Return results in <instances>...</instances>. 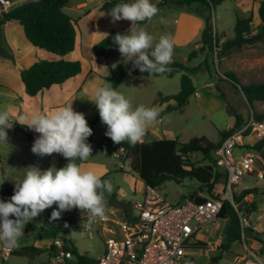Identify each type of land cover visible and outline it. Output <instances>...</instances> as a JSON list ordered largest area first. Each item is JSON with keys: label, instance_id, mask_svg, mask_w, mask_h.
Instances as JSON below:
<instances>
[{"label": "rangeland", "instance_id": "1", "mask_svg": "<svg viewBox=\"0 0 264 264\" xmlns=\"http://www.w3.org/2000/svg\"><path fill=\"white\" fill-rule=\"evenodd\" d=\"M261 1L264 0H223L214 6L210 5L207 7L200 2L179 5L171 0H162L163 4L156 5V0H152L158 12L151 18L149 23L141 27L153 35L152 25L155 26L162 20L165 22L162 26L163 34L169 37L172 32L176 31L177 27L188 31L185 33L186 37L189 39L192 37L188 42L180 43L181 41H173L171 61H179L191 70L178 71L172 77L128 74L119 85L117 91L126 96L133 109L140 105L152 108V104L159 103L157 105L160 109L155 108L160 113L166 103H174V100L160 101V97L176 94L180 90L181 75L187 73L191 77L194 86L198 89L199 96H190L189 103L180 109L181 111L173 110L158 115L157 119L147 126L146 133L151 128L158 131L162 128H172L174 137L178 136L182 142L188 141L195 136H206L212 141H217L222 138L220 132H224L226 126L232 120L226 109V105L231 104L243 121L248 118L251 112H255L251 110L245 95L239 90L238 86L226 80L224 75L225 73H233L241 85L253 82L264 84V44L259 42L244 46L238 50L228 49L224 54L221 53L220 47L217 48V53H209L206 49L199 50L198 48L201 46L200 32L205 25L206 19H209L220 43L232 38L234 36L233 27L236 20L245 18L248 15L252 17L250 27L253 33L256 32L258 25L261 23L258 14V6ZM98 3L99 0H68L63 7V11L78 22L79 35L80 37L81 35L83 36V40L86 36L83 30L87 21L86 19L91 17L96 19L104 16L103 12L97 11ZM88 13L90 15L85 18V15ZM175 19L177 20L175 21ZM106 20H109L107 21L109 24L114 23L110 15ZM128 21L127 19H123L115 21V23L121 25ZM99 24H102L101 21ZM157 27L158 30L160 29L159 32H161V27ZM158 35L160 33H156L154 38H157ZM86 39L83 42L81 53H79L81 57L77 55V60L84 64V66L91 61V54L88 47H86ZM193 50L197 51V55L188 60L189 54ZM105 53L108 65L126 64L121 54L114 56L117 53L114 44L109 45ZM223 82H229L232 88L235 89L234 93L236 92V94L232 96L228 95L227 91H224V95L219 96L212 86L218 83L217 85L220 87ZM106 85H108V82H106ZM4 103H0V111L6 108L5 111H8L10 114L11 109L9 107H11V104ZM262 103L264 102H260L259 104ZM257 113L261 114L260 112ZM88 114L90 121L96 116V113L92 110H89ZM13 119L10 116V120ZM106 130L107 126L102 121L94 124L92 140L90 142L92 148L90 157L84 161L76 159L75 163L80 167L86 168L82 170L93 171L99 177L107 175V180L118 187V200L131 203L132 212L136 213L137 209L134 204L142 202L145 184L138 177V174L130 168L129 158L125 156L118 143L113 142L110 137L105 135ZM7 132L8 143L14 141L17 137H22L11 130H7ZM258 140L260 139L252 134L243 138L244 144H237L233 150L234 157L242 155L245 152H250L254 155V165L257 166L256 162L259 155L254 146ZM8 143L0 145V156L3 159L0 163V191L5 188L4 181L12 182L11 184L15 185L16 181L21 180L27 170L25 168L29 166H38L41 170H46L52 165L61 168L68 163L67 160L66 164H61L54 154L40 156L39 158L34 153L22 154L14 150ZM262 150L264 151V146ZM211 156L216 157V154L212 153ZM188 160L200 164L202 155L190 153ZM16 164L19 165L16 166ZM255 166H253L254 170ZM215 170L220 172L221 168L215 167ZM256 174L258 175L259 172L256 171ZM256 174L251 172L246 173L235 186L234 191L235 195L245 189L243 187L252 188L254 186L263 188L260 192L257 191V193L253 194V201H256L258 210L251 212L249 227L254 231L245 228L242 231L240 240L230 242L228 238L224 237V229L228 225V220L217 218L206 233L197 234L198 239L203 242L199 246L186 250L187 255L194 259L196 264H210L211 259L214 264H246V259H250L256 264H264V234L262 232L264 231V180L257 178ZM4 176L8 178L5 179ZM215 186L216 190L220 189L222 187L221 182H218ZM158 190L168 202H177L198 193L208 196L206 189L200 187L197 182L191 179H185L181 183L167 181L158 187ZM12 195H7L4 201L10 200ZM247 202L250 201L244 197V201L237 208L239 212L242 213L243 206L245 207V203ZM56 207L54 204L53 209ZM53 209L49 210L47 208L43 210L30 222L23 225L24 234L19 239L21 241L25 240L29 245L37 244L40 251L39 255L35 257V261L31 264L48 262L50 259L49 251L45 247L50 237L43 234L41 230L42 228L50 230L49 214L52 213ZM67 212H61L59 217L66 215ZM77 214L80 217L74 226L68 232L58 233L57 239L66 241L68 244L71 243L79 253L99 258L104 251V241L111 235L97 224H92L91 233H89L84 229L85 219L83 217H85V214L83 212ZM254 233H257L260 240L253 238ZM28 262L29 259L26 257L11 255L8 257L6 264H29Z\"/></svg>", "mask_w": 264, "mask_h": 264}, {"label": "trees", "instance_id": "2", "mask_svg": "<svg viewBox=\"0 0 264 264\" xmlns=\"http://www.w3.org/2000/svg\"><path fill=\"white\" fill-rule=\"evenodd\" d=\"M68 0H29L20 3L6 11H2L0 15V25L9 20L18 21L22 27L26 39L34 46L44 49L48 52L60 56L57 60H37L29 68L20 70L21 80L25 86V90L29 95H35L45 88H49L54 84H60L67 79L77 75L81 71V62L79 60H71L64 58L65 55L71 53L76 44V21L63 11V7ZM176 4H190L191 2H200L205 6H214L223 0H171ZM122 2H130V0H105L100 10L109 11L116 4ZM258 14L260 18V25L257 31L253 33L250 23L252 21L251 15L245 18L237 19L233 27L234 36L226 41L219 42L217 33H214L209 19H206L205 25L201 31L199 50L206 49L209 53H217V48L220 47L221 53L224 54L228 49L238 50L244 46L253 45L255 43L264 44V1H261L258 6ZM143 21L135 22L140 24ZM131 24L122 28L111 29L106 35L95 42L92 50L95 56H101L106 48L115 44L112 37L117 33H126ZM135 26V25H134ZM118 47V45H117ZM0 55L10 57V55L0 46ZM197 55V51L193 50L189 54L188 60ZM116 67L109 68V74L103 77L108 85L110 84L117 90V86L127 74L146 75V76H167L172 77L178 71H190L187 66L179 61H171L167 65L166 71L163 73H147L141 72L138 68H133L132 62L126 64H115ZM195 69V68H192ZM225 79L231 81L239 90L245 95L247 101L251 104L254 100L264 101V84L263 83H249L241 85L233 73H225ZM191 77L187 73H183L180 77V90L173 95L160 97L162 100H174V103L167 104L159 113L162 115L172 110H180L187 105L189 97L195 92ZM227 111L231 115H235V126L221 132L222 138L226 137L233 129L243 126L246 120H242L241 116L233 113V108L227 105ZM254 116L262 120L263 114L253 113ZM101 121L99 113L93 120L89 122V126L93 130L96 122ZM14 126L10 130L24 134L30 141L34 140L40 135L32 129H29L24 124L19 122H12ZM37 133V136L34 135ZM248 131L245 132L247 134ZM93 135V132H92ZM92 135L87 138V143L90 144ZM222 138L218 141H211L205 136L193 137L188 141L182 142L178 138L175 139H156L139 141L135 144L125 140L118 145L125 152V156L129 158L130 168L138 174V177L144 182L145 186L160 187L167 181L181 183L185 179H191L197 182L200 187H204L208 196L195 194L186 198H194L197 201L205 200L207 197H217L222 190H216V184L219 178L225 176V173L217 172L215 170V157L212 153L218 148ZM264 139L256 142L254 147H257L259 158L256 162L257 167L263 171L262 178L264 180ZM190 153H197L202 155L200 164L188 160ZM61 164H66L67 159L61 154L55 153ZM101 179L107 180V175L102 176ZM4 191H0V199L4 200L7 195L14 194L15 185L4 183ZM117 189L112 184V191H104L105 204H118L127 213L132 212V207L129 203H124L117 199ZM201 189V188H200ZM256 187L245 188L238 194H235L233 200L238 206L244 201V197L249 194L257 193ZM185 199V198H184ZM182 199V200H184ZM177 201V202H181ZM246 204V205H245ZM242 213L246 218L251 212L257 210L255 201L245 203ZM54 204L49 207L52 210ZM81 212L79 209L69 210L66 215L53 219L51 213L49 214L50 230L42 228L41 232L50 238L56 239L58 233L68 232L77 219L80 217L77 213ZM82 213V212H81ZM84 218V217H83ZM218 218L227 219L228 225L224 229V237L228 238L230 242L241 239V227L239 216L228 200L223 201L221 210L218 213ZM249 228L250 231H254ZM264 234V231H262ZM254 239L260 240L257 233H254ZM63 248L69 250L72 254L70 259L66 260V264H98L99 259L93 258L89 255L79 253L71 243L63 241ZM52 244L48 249L49 256H52ZM226 250V249H224ZM40 253L39 249L33 245L25 244L16 246L12 255L25 256L35 258ZM47 263V262H45ZM43 263V264H45ZM184 264H196L194 259L190 258ZM210 264H214L211 259Z\"/></svg>", "mask_w": 264, "mask_h": 264}, {"label": "clouds", "instance_id": "3", "mask_svg": "<svg viewBox=\"0 0 264 264\" xmlns=\"http://www.w3.org/2000/svg\"><path fill=\"white\" fill-rule=\"evenodd\" d=\"M157 12L152 0L118 3L109 12L113 22L123 19L132 22L126 33H117L112 39L125 62H132L133 68L141 72L163 73L171 63V38L162 35L153 47V36L135 24L151 19ZM90 101L107 126L105 135L115 143L128 140L135 144L159 115L155 107L140 105L133 109L126 96L110 84L95 87ZM19 120L26 121V127L40 134L31 147L34 154L43 157L58 153L68 163L61 168L52 165L46 170L38 166L25 168L23 178L15 183L10 200L0 199V242L9 248L15 246L24 234L23 225L53 204L57 206L51 213L53 219L74 208L88 213L89 226L96 218H103L104 191H112L111 182L101 179L93 171L82 170L75 163L76 159L87 160L92 151L87 138L93 130L85 115L69 104L47 112L22 115ZM13 126L9 112L0 111V145L8 143L7 130Z\"/></svg>", "mask_w": 264, "mask_h": 264}, {"label": "built area", "instance_id": "4", "mask_svg": "<svg viewBox=\"0 0 264 264\" xmlns=\"http://www.w3.org/2000/svg\"><path fill=\"white\" fill-rule=\"evenodd\" d=\"M9 6V0H0V9ZM250 134L258 139L264 138V120L257 119L252 112L246 123L233 129L215 150V164L225 173L224 190L217 197L168 202L158 188L146 186L142 202L135 205L136 213H125L114 204H105L104 217L92 222L111 235L104 241L98 264H184L190 259L186 250L199 246L201 240L197 234L209 230L218 218L224 200H228L238 213L241 231L249 227L250 222L244 213L238 211L233 197L235 186L246 173L254 170V155L245 152L234 157L233 150L237 144L243 145V138ZM262 173L258 174L260 178ZM83 214L84 229L91 233L88 213ZM51 244L52 256L45 264H66L72 254L63 248V240L56 238ZM16 245L9 248L0 242V264H6Z\"/></svg>", "mask_w": 264, "mask_h": 264}, {"label": "crops", "instance_id": "5", "mask_svg": "<svg viewBox=\"0 0 264 264\" xmlns=\"http://www.w3.org/2000/svg\"><path fill=\"white\" fill-rule=\"evenodd\" d=\"M25 1H29V0H9L10 6L6 9H0V15L2 11H6L10 9L11 7H14ZM104 1L99 0L98 7H97V11L103 12L104 16L98 17L96 19L92 17L86 19L87 21L85 23V26L83 27L84 34H86L85 39L87 38L86 47H88L89 52L91 54V61L86 66H84V64L81 63V71L77 75L67 79L63 83L54 84L50 86L49 88L42 89L37 94L32 95V96L27 94L25 90V86L21 80L20 70L29 68L37 60H56V59H59L60 56L57 54L48 52L44 49L34 47L26 39L24 31H23V27L18 21L9 20L0 25V46L10 55V57H4L0 55V103L5 102L4 104H11V107H9V109H11L10 116L14 118L13 120H11V122L16 121L21 124H25L26 121L19 120V117L22 115H30L34 112L35 113L47 112V111L55 110V109H58L60 107H63L69 104H71L72 108L75 111L82 112L85 115V118L88 124L90 122V120L88 119L89 117L88 111L92 110L97 115L98 109L90 101V99H92V93L95 87L106 86L107 81L103 77L109 74V68L111 67V65H108V61H107L108 59L105 57L106 50L101 56H95L92 50V46L95 42L101 39L109 30H111L109 29L110 27L119 25L115 22L113 24H109L107 22L109 21L106 19L107 17H109L110 10L109 11L100 10V6ZM161 4H163L162 0H156V5H161ZM89 15L90 13L86 14L85 18H87ZM97 19H99L98 22H96ZM176 20L177 19H175V21ZM100 21L102 24H99ZM149 21H151V19L144 20L142 23L138 25L141 27L142 25L149 23ZM130 23L132 22L128 21L123 24L120 23L121 25L116 26L112 29L122 28ZM164 23L165 22L160 20L155 26L152 25L153 47L155 46V43L159 41V38L162 35H165L163 34V28H162ZM157 26L161 27V32H159L160 29L158 30ZM76 30H77V36H76L75 48L71 53L64 56V58L66 59L77 60L78 59L77 57L80 56L79 53H81L83 42H85L84 41L85 39L83 40V36L81 35L80 37L79 35L77 21H76ZM186 32L188 31H185L181 29L180 27H177L176 31L172 32L170 36L172 42L173 41H181L180 43L188 42L192 37L190 39L187 38L185 34ZM156 33H160V35H158L157 38L156 37L154 38ZM200 35H201V32H200ZM155 39H158V40H155ZM114 45L116 46V51H117V53L114 56H118L120 52L118 51L117 45L116 44ZM124 79L125 77L123 78V80ZM123 80L119 83V85L123 82ZM253 83H261V82H253ZM217 84L218 83L214 84L212 88L217 92L219 96L224 95V91H227L228 95L233 96L234 94H236V92L234 93L235 89L232 88L229 82L221 83L220 87ZM119 85L117 86V90H118ZM193 95L197 97L199 96V92L197 88L195 89V92ZM260 102H264V101L254 100L251 104L249 102L248 103L251 107V110H254L255 112H260L263 114V120H264V103L259 104ZM157 104H152V106L157 107V109H160V107ZM230 106L232 107L231 104ZM222 107H225V106H222ZM226 109H227V105H226ZM5 110L6 108L3 109V111ZM233 113L234 114L236 113L234 108H233ZM230 116L232 117V120L230 121V124L226 126L225 130L230 129L235 126V122H236L235 115L230 114ZM15 133L20 134L22 137H17V139H15L14 141L8 144L12 148H14V150H17L19 153H22V154L33 153L31 151L33 142L30 141L24 134L18 133V132H15ZM34 135L37 136V133H34ZM175 138L179 139L178 136L174 137V131L172 128H165V129L162 128L160 129V131L151 128L150 130L147 131V133L145 132V134L139 141L156 140V139H175ZM120 149L123 151L121 147ZM53 154L54 156H56L55 153ZM39 157L40 156L37 155V158ZM2 160L3 159L0 156V163L2 162ZM18 165L19 164H16V166ZM81 168L86 169L84 167H81ZM256 171L259 173L263 172L257 166H255V170L252 171L251 173L256 174ZM220 172L223 173L224 172L223 169H221ZM4 177L5 179L8 178L7 176H4ZM257 178H260L259 175H257ZM260 179L263 180V178H260ZM218 182H221V185L223 184L224 186L225 176H222L221 178H219ZM4 183L13 185L11 184L12 182L10 183L8 181H4ZM263 185H264V182H263ZM243 188H248V187H243ZM256 188L258 189V192L263 190V188H259V187H256ZM1 191H4V189ZM245 198L246 200H249V201L254 200L253 194H249V196L247 195L245 196ZM124 203H128V202L124 201ZM138 203H135L134 206L137 205ZM129 204L131 205V203ZM114 205L118 206L119 208H122L118 204H114ZM250 215L247 217L249 222H251L249 220ZM51 239L52 238H50V240H48V242H46L45 244V247L47 248V250L49 249L50 244L52 242ZM25 244H27L25 240L21 241V239H19L16 246H22ZM34 246L38 248L37 244ZM26 258L29 259V262H28L29 264L35 261V258H29V257H26ZM245 261H246V264H256L250 259H246ZM40 264H43V263H40Z\"/></svg>", "mask_w": 264, "mask_h": 264}, {"label": "water", "instance_id": "6", "mask_svg": "<svg viewBox=\"0 0 264 264\" xmlns=\"http://www.w3.org/2000/svg\"><path fill=\"white\" fill-rule=\"evenodd\" d=\"M255 150L257 151V150H258V148L256 147V148H255Z\"/></svg>", "mask_w": 264, "mask_h": 264}]
</instances>
